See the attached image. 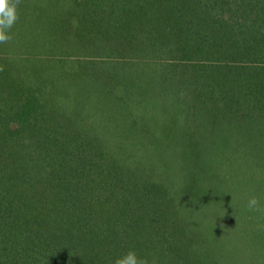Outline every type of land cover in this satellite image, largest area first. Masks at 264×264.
<instances>
[{
    "label": "trees",
    "instance_id": "1",
    "mask_svg": "<svg viewBox=\"0 0 264 264\" xmlns=\"http://www.w3.org/2000/svg\"><path fill=\"white\" fill-rule=\"evenodd\" d=\"M0 44V264H264V0H20Z\"/></svg>",
    "mask_w": 264,
    "mask_h": 264
},
{
    "label": "clouds",
    "instance_id": "2",
    "mask_svg": "<svg viewBox=\"0 0 264 264\" xmlns=\"http://www.w3.org/2000/svg\"><path fill=\"white\" fill-rule=\"evenodd\" d=\"M20 0H0V44H6L11 39L10 30L18 20L17 7ZM246 207L250 211L264 210L260 199L252 195L248 198ZM111 264H148L147 259L140 257L134 248H129L122 255L115 257Z\"/></svg>",
    "mask_w": 264,
    "mask_h": 264
}]
</instances>
